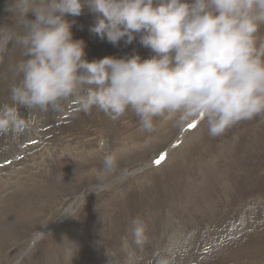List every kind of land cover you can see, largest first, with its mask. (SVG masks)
Listing matches in <instances>:
<instances>
[{"label":"rangeland","instance_id":"obj_1","mask_svg":"<svg viewBox=\"0 0 264 264\" xmlns=\"http://www.w3.org/2000/svg\"><path fill=\"white\" fill-rule=\"evenodd\" d=\"M10 3L0 0V26H12ZM66 19L75 20L73 39L84 42L88 62L152 56L139 37L114 47L92 35L95 17L87 9ZM10 82L6 64L0 103ZM32 121L19 139L0 138V264H155L157 254L172 264H264L260 119L218 139L198 122L180 129L158 118L157 130L144 133L131 111L114 122L96 110L77 113L74 105ZM107 153L121 159L99 190ZM137 218L147 226L143 248L131 235Z\"/></svg>","mask_w":264,"mask_h":264},{"label":"clouds","instance_id":"obj_2","mask_svg":"<svg viewBox=\"0 0 264 264\" xmlns=\"http://www.w3.org/2000/svg\"><path fill=\"white\" fill-rule=\"evenodd\" d=\"M85 9L95 17L92 35L114 47L139 37L151 58L88 62L84 42L73 39L75 20L66 19ZM5 11L12 26H0V69L7 64L11 82L0 103V138L19 139L34 114H62L66 105L114 122L131 111L144 133L157 130L158 118L180 129L198 122L210 139L264 122V41L258 42L264 0H11ZM120 159V153L103 156L99 190L117 174ZM146 232L141 219L132 221L137 248L146 244ZM155 264L172 260L157 254Z\"/></svg>","mask_w":264,"mask_h":264},{"label":"bare ground","instance_id":"obj_3","mask_svg":"<svg viewBox=\"0 0 264 264\" xmlns=\"http://www.w3.org/2000/svg\"><path fill=\"white\" fill-rule=\"evenodd\" d=\"M3 82V81H2ZM96 119V118H95ZM184 132V131H183ZM183 136V135H182ZM90 152H92V151H90ZM77 153V152H76ZM69 155V154H68ZM90 155V154H89ZM93 155V154H92ZM65 156V155H64ZM91 156V155H90ZM66 158V157H65ZM74 158H75V156H74ZM47 228H49V227H47ZM45 232H46V230L45 231H41L40 232V234H42V236L45 234ZM259 264V263H258Z\"/></svg>","mask_w":264,"mask_h":264},{"label":"snow or ice","instance_id":"obj_4","mask_svg":"<svg viewBox=\"0 0 264 264\" xmlns=\"http://www.w3.org/2000/svg\"><path fill=\"white\" fill-rule=\"evenodd\" d=\"M191 127H195V125H191ZM161 162H162V159H161V160H157V161H155V163H156L157 165H159Z\"/></svg>","mask_w":264,"mask_h":264},{"label":"water","instance_id":"obj_5","mask_svg":"<svg viewBox=\"0 0 264 264\" xmlns=\"http://www.w3.org/2000/svg\"><path fill=\"white\" fill-rule=\"evenodd\" d=\"M165 153H166V152H165ZM162 160H163V159H162ZM33 245H34V243H33ZM33 245H32V246H33Z\"/></svg>","mask_w":264,"mask_h":264}]
</instances>
